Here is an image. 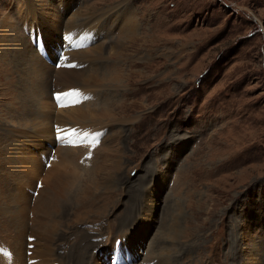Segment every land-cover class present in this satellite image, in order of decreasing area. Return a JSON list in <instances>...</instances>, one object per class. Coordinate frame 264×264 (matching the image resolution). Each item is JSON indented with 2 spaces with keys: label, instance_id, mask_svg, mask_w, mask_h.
I'll list each match as a JSON object with an SVG mask.
<instances>
[{
  "label": "rangeland",
  "instance_id": "1",
  "mask_svg": "<svg viewBox=\"0 0 264 264\" xmlns=\"http://www.w3.org/2000/svg\"><path fill=\"white\" fill-rule=\"evenodd\" d=\"M113 259L264 264V0H0V264Z\"/></svg>",
  "mask_w": 264,
  "mask_h": 264
},
{
  "label": "snow or ice",
  "instance_id": "2",
  "mask_svg": "<svg viewBox=\"0 0 264 264\" xmlns=\"http://www.w3.org/2000/svg\"><path fill=\"white\" fill-rule=\"evenodd\" d=\"M66 39L70 40L71 37L70 36L66 37ZM42 43H43V37L39 33H37L35 35V44H36L37 49L40 48ZM61 59L67 60L68 58L63 56V54L61 53ZM57 66L58 67L64 66V67H69V68H75L76 67V65L72 64L71 62H69V63H67L65 65L57 64ZM61 95L65 96V97H67V96H79V92L78 91H72V92L63 93ZM56 99H57V101H59L61 99V96L58 95L56 97ZM84 99H88V97H84ZM76 102L78 103L79 101L77 100ZM61 106H67V105H61ZM57 131H58L57 139L58 140H65V136L59 135V133L61 131H65V130L58 129ZM66 136H74V137L77 138L75 140H73V139L66 140V143L68 145H71V146H79V145H82L84 143H88L94 148L96 146V144L98 143V141L95 139V137H92L91 139H89L88 138V133H86V132L84 133L83 136H80V134L76 131V129H72L71 132H66ZM29 239H31V238H29ZM117 243H119V241H117ZM113 264H116V260L115 259H113Z\"/></svg>",
  "mask_w": 264,
  "mask_h": 264
},
{
  "label": "bare ground",
  "instance_id": "3",
  "mask_svg": "<svg viewBox=\"0 0 264 264\" xmlns=\"http://www.w3.org/2000/svg\"><path fill=\"white\" fill-rule=\"evenodd\" d=\"M22 28L25 30V34H28L29 38L31 39L30 43L31 45H35V48L37 49L36 47V44H35V35L37 33H39V31H36L34 27H29L26 23V25H22ZM96 37V36H95ZM81 39V37H79ZM87 38V37H86ZM78 39V37H77ZM76 39V40H77ZM89 40V39H88ZM90 41V40H89ZM96 41V40H95ZM75 43V41L73 42V44ZM86 43L83 41V44ZM37 52L38 54L46 61L48 62V56H47V52L46 50H44V47H43V44L40 46L39 49H37ZM49 63H52V61H50ZM38 117V116H37ZM44 118V117H42ZM44 130V129H43ZM49 133V132H48ZM44 134V133H43ZM122 242L123 243H120L122 245H120V248L116 250V253L117 255L121 256L122 254V250H125V253L124 254H127V255H131L135 250L136 248L134 246H131L128 242H126L124 239H122ZM129 247V248H127ZM102 253H104V251H101Z\"/></svg>",
  "mask_w": 264,
  "mask_h": 264
}]
</instances>
